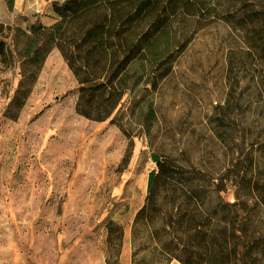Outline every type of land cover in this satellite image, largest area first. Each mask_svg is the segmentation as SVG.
Instances as JSON below:
<instances>
[{
	"label": "rangeland",
	"instance_id": "obj_1",
	"mask_svg": "<svg viewBox=\"0 0 264 264\" xmlns=\"http://www.w3.org/2000/svg\"><path fill=\"white\" fill-rule=\"evenodd\" d=\"M54 1L64 0H15L10 12L0 0V22L49 26ZM238 34L220 21L197 35L155 94L158 120L149 134L129 117L98 123L77 114L79 84L57 48L29 81L24 37H11L15 61L0 65V264H133L142 239L132 236V225L156 169L154 154L217 171L237 154L210 120L231 88L228 53L243 46ZM23 82L31 90L19 108ZM248 94L252 109L235 116L240 132L264 122L259 98L253 89ZM225 198L233 201V191ZM113 225L123 229L121 242Z\"/></svg>",
	"mask_w": 264,
	"mask_h": 264
},
{
	"label": "trees",
	"instance_id": "obj_2",
	"mask_svg": "<svg viewBox=\"0 0 264 264\" xmlns=\"http://www.w3.org/2000/svg\"><path fill=\"white\" fill-rule=\"evenodd\" d=\"M3 1L12 12L15 0ZM52 6L57 18L49 26L37 20L23 30L0 22V65L14 63L8 40L22 35L31 81L57 48L79 84L77 114L98 123L129 117L147 134L158 120L155 94L197 35L220 21L240 31L243 46L228 53L227 100L210 120L220 142L237 154L221 171L154 154L156 169L132 225V236L142 239L133 264H264V122L240 132L242 120L235 119L252 109L251 89L264 119V0H64ZM30 90L21 84L19 108ZM230 190L233 201L225 198ZM110 229L121 242L123 229Z\"/></svg>",
	"mask_w": 264,
	"mask_h": 264
},
{
	"label": "crops",
	"instance_id": "obj_3",
	"mask_svg": "<svg viewBox=\"0 0 264 264\" xmlns=\"http://www.w3.org/2000/svg\"><path fill=\"white\" fill-rule=\"evenodd\" d=\"M14 8H15V6H14Z\"/></svg>",
	"mask_w": 264,
	"mask_h": 264
}]
</instances>
